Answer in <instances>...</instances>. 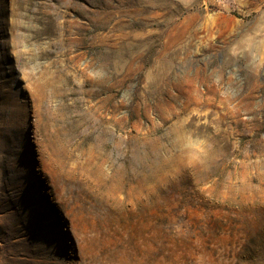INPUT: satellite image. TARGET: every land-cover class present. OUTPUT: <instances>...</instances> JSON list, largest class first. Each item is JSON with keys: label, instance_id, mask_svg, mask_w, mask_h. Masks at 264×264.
Here are the masks:
<instances>
[{"label": "rangeland", "instance_id": "obj_1", "mask_svg": "<svg viewBox=\"0 0 264 264\" xmlns=\"http://www.w3.org/2000/svg\"><path fill=\"white\" fill-rule=\"evenodd\" d=\"M0 264H264V0H0Z\"/></svg>", "mask_w": 264, "mask_h": 264}]
</instances>
